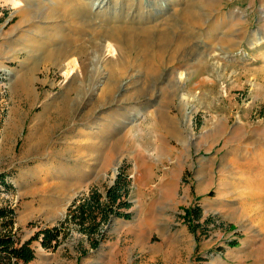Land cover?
<instances>
[{
    "label": "rangeland",
    "instance_id": "rangeland-1",
    "mask_svg": "<svg viewBox=\"0 0 264 264\" xmlns=\"http://www.w3.org/2000/svg\"><path fill=\"white\" fill-rule=\"evenodd\" d=\"M96 1L0 0L12 232L62 221L119 169L131 178L132 216L112 218L98 247L69 226L53 250L32 241L25 264H264V75L238 64L246 47L210 38L223 9L255 41L264 0ZM198 204L192 232L185 209Z\"/></svg>",
    "mask_w": 264,
    "mask_h": 264
},
{
    "label": "trees",
    "instance_id": "trees-1",
    "mask_svg": "<svg viewBox=\"0 0 264 264\" xmlns=\"http://www.w3.org/2000/svg\"><path fill=\"white\" fill-rule=\"evenodd\" d=\"M5 179L0 175V183ZM131 178L123 169H119L112 183L102 192L94 186L83 196L73 200L62 221L53 226L41 227L34 234L21 241L13 232L14 211L10 207L0 206V264H18L30 262L34 256L32 241L38 240L45 249H55L60 240L68 235L69 226L77 230L92 248L98 247L106 235L105 227L114 217L130 219L129 201ZM202 211L199 205L185 209V218H189L190 230L195 232L200 226ZM188 220V219H187Z\"/></svg>",
    "mask_w": 264,
    "mask_h": 264
},
{
    "label": "crops",
    "instance_id": "crops-1",
    "mask_svg": "<svg viewBox=\"0 0 264 264\" xmlns=\"http://www.w3.org/2000/svg\"><path fill=\"white\" fill-rule=\"evenodd\" d=\"M219 0H216L218 3ZM220 27L218 31L211 32L210 38L213 43L217 40L222 48H239L246 47L247 56L238 58L237 62L244 63L245 71L259 73L264 75V21L258 25L255 30L254 41L249 35V31L242 25L246 21V17L240 14L238 17L227 14L222 9V14L219 17ZM232 25H229V24ZM199 205V204H198Z\"/></svg>",
    "mask_w": 264,
    "mask_h": 264
},
{
    "label": "bare ground",
    "instance_id": "bare-ground-1",
    "mask_svg": "<svg viewBox=\"0 0 264 264\" xmlns=\"http://www.w3.org/2000/svg\"><path fill=\"white\" fill-rule=\"evenodd\" d=\"M105 1V0H104ZM104 1H102L101 3H103ZM100 2V0H97L96 2H93V5L95 4V5H98V3ZM95 7H97V6H95ZM56 54V55H55ZM70 54H71V50L70 49H60V50H58L56 53H54V55H53V58L55 57V60H56V62H58V61H60V60H65V59H67L69 56H70ZM59 64H60V62H58ZM29 76V75H28ZM26 78H28V77H26ZM26 78H23V76H22V78H20V79H18V83H19V85L20 86H23L25 83H26ZM139 114L140 113H136V116H139ZM77 192V190L75 189V190H73L72 192H71V196L72 195H74L75 193ZM122 226H123V224H122ZM119 229V228H118Z\"/></svg>",
    "mask_w": 264,
    "mask_h": 264
},
{
    "label": "built area",
    "instance_id": "built-area-1",
    "mask_svg": "<svg viewBox=\"0 0 264 264\" xmlns=\"http://www.w3.org/2000/svg\"><path fill=\"white\" fill-rule=\"evenodd\" d=\"M150 1H152V0H150ZM215 221H216V220H214L212 224H214V223H215Z\"/></svg>",
    "mask_w": 264,
    "mask_h": 264
},
{
    "label": "water",
    "instance_id": "water-1",
    "mask_svg": "<svg viewBox=\"0 0 264 264\" xmlns=\"http://www.w3.org/2000/svg\"><path fill=\"white\" fill-rule=\"evenodd\" d=\"M133 119H135V118H133ZM116 169V167L114 168V170ZM55 219H59V218H55Z\"/></svg>",
    "mask_w": 264,
    "mask_h": 264
}]
</instances>
